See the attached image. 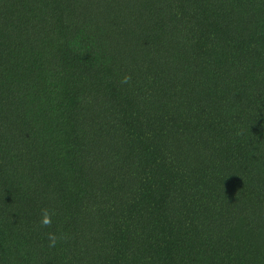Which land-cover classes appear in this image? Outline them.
<instances>
[{
	"label": "trees",
	"instance_id": "1",
	"mask_svg": "<svg viewBox=\"0 0 264 264\" xmlns=\"http://www.w3.org/2000/svg\"><path fill=\"white\" fill-rule=\"evenodd\" d=\"M0 264H264V0H0Z\"/></svg>",
	"mask_w": 264,
	"mask_h": 264
},
{
	"label": "clouds",
	"instance_id": "2",
	"mask_svg": "<svg viewBox=\"0 0 264 264\" xmlns=\"http://www.w3.org/2000/svg\"><path fill=\"white\" fill-rule=\"evenodd\" d=\"M131 80L130 74H125L121 80V83H128ZM55 215L53 210L45 207L41 209L40 213V225L42 227H50L52 225V217ZM67 235L64 233H60L57 235L55 232H48L47 239L49 241L50 247H55L59 241L67 240Z\"/></svg>",
	"mask_w": 264,
	"mask_h": 264
}]
</instances>
